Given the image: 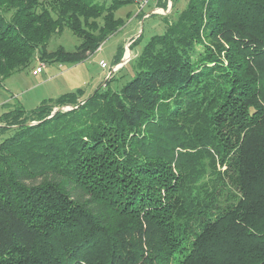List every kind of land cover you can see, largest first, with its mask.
I'll use <instances>...</instances> for the list:
<instances>
[{
  "label": "trees",
  "instance_id": "1",
  "mask_svg": "<svg viewBox=\"0 0 264 264\" xmlns=\"http://www.w3.org/2000/svg\"><path fill=\"white\" fill-rule=\"evenodd\" d=\"M132 2L0 0V81L83 62ZM171 5L121 88L0 115V264H264V0Z\"/></svg>",
  "mask_w": 264,
  "mask_h": 264
},
{
  "label": "rangeland",
  "instance_id": "2",
  "mask_svg": "<svg viewBox=\"0 0 264 264\" xmlns=\"http://www.w3.org/2000/svg\"><path fill=\"white\" fill-rule=\"evenodd\" d=\"M165 1L154 0L151 4L152 9L158 7L163 9ZM171 1L174 6L171 16H167L169 19H173L178 12L185 9L190 0ZM147 11H149L147 8L140 11L134 2L120 7L115 16L123 20L122 27L81 63L44 64L35 57L29 68L0 81V115L17 105L23 106L26 111H32L45 100H54L77 90H82L81 100H85L95 90L104 87L112 76L115 80L107 82L108 87L113 90L121 88L133 77L135 62L145 44L165 30L166 16L156 13L146 17L144 14H147ZM128 42H131V48L129 47L127 51L129 56L127 62L112 72L111 67L115 65L113 59L118 47H123L125 43L126 52ZM79 44L80 40L70 30L64 29L61 35L50 39L48 50L53 51L62 46L67 51H73ZM125 52L122 53L121 60ZM101 63H105L106 68L103 69ZM42 64L41 73L33 75V69Z\"/></svg>",
  "mask_w": 264,
  "mask_h": 264
},
{
  "label": "built area",
  "instance_id": "3",
  "mask_svg": "<svg viewBox=\"0 0 264 264\" xmlns=\"http://www.w3.org/2000/svg\"><path fill=\"white\" fill-rule=\"evenodd\" d=\"M151 1L152 0H133L134 4L137 5V7L140 11L144 10L149 5V3ZM166 12H167V9L154 8L153 10H151V13L146 14V17L149 16L150 14H156V13L165 14ZM130 45H131V42H128L126 44L125 55H124L123 59L118 64H115L114 66L111 67L112 72L118 70L119 67H121L125 62H127V59L129 58L127 51L129 49ZM42 66H43V64L38 66L37 68L33 69V71H32L33 75H38L39 73H41ZM101 67L106 68V64L101 63Z\"/></svg>",
  "mask_w": 264,
  "mask_h": 264
},
{
  "label": "crops",
  "instance_id": "4",
  "mask_svg": "<svg viewBox=\"0 0 264 264\" xmlns=\"http://www.w3.org/2000/svg\"><path fill=\"white\" fill-rule=\"evenodd\" d=\"M152 2H154V0H152V1L149 3V6L146 7L147 9H149V11H147L148 13H151V10L154 9V8L152 9L153 6H151ZM165 2H166V3H165V7H164L163 9H167V12H166L165 14H160V15H166V14H168L169 11H170V8H171V6H172V5H171V3H172L171 1H169V0L167 1V0H166ZM146 8H145V9H146ZM158 8H159V7H158ZM145 9H144V11H145ZM147 12H145V13H147ZM144 15H146V14H144ZM136 17H137V16H136ZM124 46H125V43L123 44V47H122L123 52H125V47H124ZM130 48H131V47H130ZM103 69H104V68H103Z\"/></svg>",
  "mask_w": 264,
  "mask_h": 264
},
{
  "label": "water",
  "instance_id": "5",
  "mask_svg": "<svg viewBox=\"0 0 264 264\" xmlns=\"http://www.w3.org/2000/svg\"><path fill=\"white\" fill-rule=\"evenodd\" d=\"M53 114H54V112H53Z\"/></svg>",
  "mask_w": 264,
  "mask_h": 264
}]
</instances>
